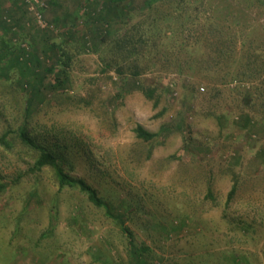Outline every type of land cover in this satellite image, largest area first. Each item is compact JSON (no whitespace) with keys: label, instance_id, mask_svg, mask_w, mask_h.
Instances as JSON below:
<instances>
[{"label":"rangeland","instance_id":"1","mask_svg":"<svg viewBox=\"0 0 264 264\" xmlns=\"http://www.w3.org/2000/svg\"><path fill=\"white\" fill-rule=\"evenodd\" d=\"M59 2L61 7L48 6L45 16L53 20L59 15V27H45L27 6L0 0V49L5 41L11 49L27 44L31 68L41 70L52 63L48 44L67 42L74 67L66 90L80 96L95 88L94 107L41 105L33 118L34 132L68 153L70 173L98 188L111 212L132 231L133 243L119 219L85 193L61 188L49 169L29 170L25 149L0 146V185L5 184L0 192V264H264V116L249 124L228 120L221 132L218 121L199 110L201 99L211 95L209 82L192 72L180 73L171 60L136 78L113 70L102 73L95 51L99 22L85 13L89 7L82 0ZM70 14L76 19L70 20ZM111 19L113 26L118 19ZM74 40L78 45H72ZM5 72L0 78V133L16 122L29 95V87L21 84L29 72L25 67L17 64ZM54 76L49 73L46 80ZM144 83L157 88L159 104L146 97ZM237 83L223 87L228 91ZM222 107L229 111L228 104ZM138 124L158 133L151 156L141 164L130 156L141 142ZM228 135L235 143L225 150ZM208 162L215 198H206ZM229 164L257 187L246 188L247 196L226 208L233 185Z\"/></svg>","mask_w":264,"mask_h":264},{"label":"trees","instance_id":"2","mask_svg":"<svg viewBox=\"0 0 264 264\" xmlns=\"http://www.w3.org/2000/svg\"><path fill=\"white\" fill-rule=\"evenodd\" d=\"M17 1L20 6H27L37 19L29 8L28 0H16V4ZM44 1L47 7L38 8L42 18L48 26L59 27V15L53 20H47L45 16L48 6L53 4L57 8L61 7L60 0ZM134 2L135 0H82L85 7H89V11L85 13L99 22V26H95L98 29L95 51L102 65V73L108 74L113 70L119 75L136 78L155 66L160 67L166 60H171L170 65L180 73L192 72L201 80L209 82L211 95L201 99L199 110L214 117L221 132H224L228 120L238 125L242 121L249 124L264 116V0H144L141 5ZM99 5H102L101 10ZM17 8L20 9L18 6ZM18 9L14 13H18ZM113 16L118 20L112 26ZM63 18L67 22L66 14ZM69 19H76V16L70 14ZM2 22L0 19V23ZM105 23L108 28H105ZM66 44L64 40L50 42L47 56L52 63L38 70L35 69L37 66L31 68L32 58L28 57L27 44L22 48L19 45L11 49L5 41L0 49V78L6 77L5 70L14 68L17 64L25 67L29 72L25 73L21 84L26 90L29 87V95L16 122L0 133V146L10 151L25 149L29 170L49 169L61 188L69 186L85 193L95 206L106 209L119 219L133 243L132 231L123 225L124 220L120 215L111 212L109 203L98 188L86 178L70 173L67 165L72 163L68 159V153L55 150L42 142L34 132L36 125L33 118L41 105L51 107L65 103L67 108L94 107L95 88L90 87L80 96H72L66 90L71 85L70 70L74 67V55L66 49ZM72 45L76 46L78 43L75 41ZM81 47L85 48L87 45ZM49 73H54L55 76L47 81ZM233 81L238 83L227 91L223 86ZM141 88L146 97L154 100V104H159L154 85L144 83ZM216 102H219L218 105ZM227 104L229 111L234 109L233 112L229 113L222 107ZM109 121L115 125L113 114H109ZM135 132L141 142L137 141L133 146L130 156L141 164L151 156L152 143L157 140L158 133L141 124L136 126ZM228 136L229 145L222 149L228 150L235 143ZM208 166L206 198H215L214 171L210 162ZM228 170H231L233 185L225 201L226 208L232 202L246 197V188L257 187L255 180H251L234 165L229 164ZM4 187L5 184L2 183L0 192ZM261 188L264 190L263 185Z\"/></svg>","mask_w":264,"mask_h":264},{"label":"built area","instance_id":"3","mask_svg":"<svg viewBox=\"0 0 264 264\" xmlns=\"http://www.w3.org/2000/svg\"><path fill=\"white\" fill-rule=\"evenodd\" d=\"M29 2V8L31 11H33L36 15V18L38 19L39 23L45 27H47L48 23L42 18L41 12L38 10L39 7L45 6L44 0H28Z\"/></svg>","mask_w":264,"mask_h":264}]
</instances>
